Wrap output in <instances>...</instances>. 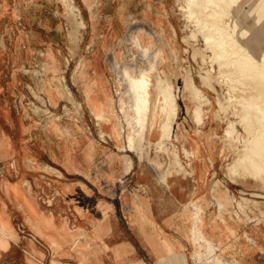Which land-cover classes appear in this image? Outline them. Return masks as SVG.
Returning a JSON list of instances; mask_svg holds the SVG:
<instances>
[{"label":"rangeland","instance_id":"rangeland-1","mask_svg":"<svg viewBox=\"0 0 264 264\" xmlns=\"http://www.w3.org/2000/svg\"><path fill=\"white\" fill-rule=\"evenodd\" d=\"M192 1L0 0V180L33 199L6 207L13 229L0 213V247L31 264H264V172L236 167L257 136L236 112L264 108V80L205 39L227 11L262 61L264 4Z\"/></svg>","mask_w":264,"mask_h":264},{"label":"bare ground","instance_id":"bare-ground-1","mask_svg":"<svg viewBox=\"0 0 264 264\" xmlns=\"http://www.w3.org/2000/svg\"><path fill=\"white\" fill-rule=\"evenodd\" d=\"M193 1H195V3H196V0H193ZM192 1V2H193ZM210 4L213 2L214 3V1L215 0H207ZM220 1H224L223 3H214V5L215 4H218V6L219 7H223V6H225L224 8L226 9V10H229L230 9V2H229V0H220ZM191 2V3H192ZM217 2V1H216ZM252 2H254V1H252ZM200 3H201V1H200ZM249 3H250V1H249ZM256 3V2H255ZM261 3H263L264 4V0H262L261 1ZM223 5V6H221V5ZM197 5H198V3H197ZM213 5V6H214ZM252 5H253V3H252ZM259 5V4H258ZM261 5V4H260ZM191 6V5H190ZM193 6H194V3H193ZM217 6V5H216ZM250 6H251V4H250ZM263 6V5H262ZM192 7V6H191ZM201 7V6H200ZM210 7V6H209ZM224 8H222L223 10H224ZM254 7H252V9H253ZM259 8H261V6L259 7ZM192 10H193V7H192ZM205 10V9H204ZM213 10V9H212ZM260 10V9H259ZM196 11V10H195ZM194 11V12H195ZM215 11H217L218 12V10H215ZM258 11V10H257ZM216 12V13H217ZM192 13V12H191ZM210 13V12H209ZM213 13V12H212ZM258 13V12H257ZM260 13V12H259ZM258 13V14H259ZM197 14V13H196ZM215 13H213L211 16H213ZM220 14V16L222 15V17H223V19L225 18V16L227 15V11H225V12H222V14H221V12L219 13ZM219 14H218V17L220 18V16H219ZM228 14H230V13H228ZM208 16V15H207ZM215 16H216V14H215ZM228 16V15H227ZM197 17H198V19H200V21H201V19H202V17L201 18H199V15H197ZM209 17H210V15H209ZM208 17V18H209ZM222 17L220 18L221 20L220 21H223V19H222ZM194 18V17H193ZM213 18V17H212ZM195 19V18H194ZM204 20H206V19H203V21ZM213 20V19H212ZM212 20H210V21H212ZM219 21V22H220ZM197 22V21H196ZM218 22V23H219ZM205 23V22H204ZM208 22L206 21V23L205 24H207ZM217 22H216V24H214V26L213 27H209V29L211 30V32H213V31H215L216 33H218L219 34V37H215L214 36V34L213 33H209L206 37H205V39H206V41H207V43H209V45H211L212 46V43L215 41L216 43V46H218V47H220L221 48V50L222 49H224L225 47H227L228 48V50H227V48L225 49V51L227 50L228 51V53L230 54V55H228L227 53V55L228 56H233L234 58H233V61H232V63H234L235 62V64H237L238 65V67H239V70L238 71H240L242 74L243 73H246V72H248V71H250L249 69H254L253 70V72H251V74L250 73H248L247 75H246V77H245V74H243L244 75V80L246 79H249L250 78V82H255L256 81V83H257V80H258V85H260V81H263L264 80V56H263V59H262V61H259V60H257L251 53H249V51H248V53H246V50H244L245 49V47L244 46H242V45H240V44H238V40L241 38H237V35H236V33H237V28H238V26L237 25H239L238 24V21H235V22H233V23H230V24H225V23H223V22H221V23H219L218 24ZM202 24V23H201ZM213 24V23H212ZM211 23H210V26L212 25ZM218 24V25H217ZM200 26V25H199ZM202 26V25H201ZM208 25H206V27H207ZM239 26H241V25H239ZM233 28V29H232ZM207 29V28H206ZM202 31V30H201ZM241 31V30H240ZM207 32V31H206ZM242 32V31H241ZM246 32V31H245ZM241 34V33H240ZM218 36V35H217ZM195 39V38H194ZM185 41H187V39L185 40ZM212 47H214V46H212ZM217 47V48H218ZM244 49H243V48ZM219 48V49H220ZM206 52H207V49H204V50H202V51H200V50H195V52H194V55H197V54H201L202 56H205V55H207L206 54ZM221 51H219V53H220ZM221 53H223V52H221ZM218 54V53H217ZM219 55V54H218ZM223 55V54H222ZM226 55V56H227ZM219 56H221V55H219ZM225 56V55H224ZM227 56V57H228ZM196 57V56H195ZM209 57V56H208ZM218 57V56H217ZM223 57V56H222ZM227 57L224 59V61H227ZM213 60L215 59V56H213V57H211ZM218 58H221V57H218ZM218 58H216V59H218ZM229 58V57H228ZM223 59V58H222ZM221 59V60H222ZM221 60H219V61H221ZM228 60H232V58L231 59H228ZM206 62V61H205ZM216 62V61H215ZM223 62V61H222ZM213 63V62H212ZM226 63H228V62H226ZM234 65V64H233ZM212 66V65H211ZM221 66V65H220ZM236 68H238L237 66H235ZM254 67H257V68H254ZM211 68V67H210ZM231 68V67H230ZM233 68V67H232ZM222 69V68H221ZM234 69V68H233ZM245 69H248V70H245ZM236 70V69H235ZM222 71V70H221ZM224 71V70H223ZM222 71V72H223ZM238 73V72H237ZM239 74V73H238ZM237 74V75H238ZM189 76V81H188V84H189V86H190V88H191V90H192V92H194V93H196L197 92V89H195V88H193V85H192V79H191V73L188 75ZM222 76V75H221ZM224 77V76H223ZM158 78V77H157ZM207 78V77H206ZM208 79H210V77H208ZM220 79V78H219ZM207 80V79H206ZM253 80H255V81H253ZM231 81V80H230ZM247 81H249V80H247ZM264 82V81H263ZM208 83V82H207ZM222 83V82H221ZM233 83V82H232ZM242 83V82H241ZM211 84V83H210ZM243 84V83H242ZM231 85V84H230ZM229 85V86H230ZM234 85V84H233ZM238 85V84H237ZM211 86V85H210ZM253 86V85H252ZM212 87V86H211ZM234 87V86H233ZM240 87H241V85H240ZM230 88V87H229ZM243 89V88H242ZM160 93H161V96H162V99H163V103H164V110H165V112H166V115H167V119H166V121L163 123V128H164V130H165V134L163 135V136H169L170 135V133H171V131H172V126H173V120H174V118H175V115H176V110H177V107H176V98H175V95H174V93H173V91H172V89H171V87L168 85V86H164V87H161V89H160V91H159ZM238 94V93H237ZM252 94V93H251ZM260 94V96L263 94V96L261 97V99L264 97V92L263 93H259ZM201 95V94H200ZM254 95V94H253ZM258 96V95H257ZM238 97V96H237ZM243 97V96H242ZM244 97H246V96H244ZM70 98V97H69ZM203 98H205V97H203ZM239 98H240V95H239ZM247 98H248V96H247ZM200 99V98H199ZM201 100V99H200ZM204 100V99H203ZM234 100H236V99H234ZM238 100V99H237ZM241 99H239V101H240ZM244 100H246V99H243L242 98V100H241V102L242 101H244ZM259 100V99H258ZM251 101V100H250ZM254 101V100H253ZM257 101V100H256ZM264 101V98H263V100H262V103H264L263 102ZM258 102V101H257ZM256 102V103H257ZM203 103V102H202ZM235 103V102H234ZM237 103H239V102H236V106H238L237 105ZM242 103H244V102H242ZM241 103V104H242ZM250 103V102H249ZM248 103V104H249ZM207 104V103H206ZM240 104V103H239ZM233 105V104H232ZM235 105V104H234ZM245 105V104H244ZM259 105V104H258ZM262 105V104H261ZM231 106V105H230ZM246 106V105H245ZM234 107V106H233ZM241 107H243V106H241ZM246 107H249V105L248 106H246ZM229 108V106H227V107H225V109H228ZM238 108H240V106L238 107ZM244 108V107H243ZM243 108H242V110H243ZM241 109V108H240ZM247 109V108H246ZM250 109V110H249ZM242 110H241V112H236V114H239L240 116H242V115H246L247 116V120L245 119V124H244V126H245V128L244 129H246V131L248 130V131H250V134L253 132V131H257V136H256V138H254L255 140H253V141H255V143L256 144H253L250 148H252V149H250L249 151L247 150V151H242V150H240L239 151V159H238V161H237V168L239 167H246V165L247 166H251L252 167V169H254V171L252 172V174L253 175H260L262 172H264V108L262 107V106H259V107H249L248 108V110H247V112H245V110L242 112ZM225 111V110H224ZM248 112H250V114H248L247 115V113ZM234 113V112H233ZM241 119V118H240ZM199 120V119H198ZM241 121H243V120H241ZM236 122V121H235ZM233 126V125H232ZM235 126V125H234ZM234 126L232 127V128H234ZM236 130V129H235ZM232 132H233V130H232ZM249 134V133H248ZM239 138V137H238ZM251 140V139H250ZM252 141V142H253ZM250 144V143H249ZM161 147V146H160ZM245 148H246V146H245ZM175 154V153H174ZM237 159V158H236ZM235 166V165H234ZM236 172V171H235Z\"/></svg>","mask_w":264,"mask_h":264},{"label":"crops","instance_id":"crops-1","mask_svg":"<svg viewBox=\"0 0 264 264\" xmlns=\"http://www.w3.org/2000/svg\"><path fill=\"white\" fill-rule=\"evenodd\" d=\"M1 11L0 9V20L3 14ZM249 21L253 22L254 17H251ZM8 206H12L16 211L24 212L25 214L32 211L33 199L29 196L28 191L22 186L19 180H0V213L10 222L6 211V207ZM24 218L26 220V215H24ZM6 240V246L4 248L0 247V264H31V259L25 253L18 250L19 246L15 240L10 238V236Z\"/></svg>","mask_w":264,"mask_h":264}]
</instances>
